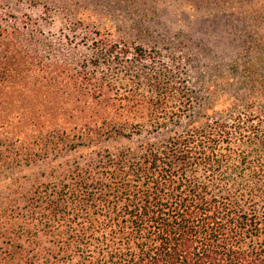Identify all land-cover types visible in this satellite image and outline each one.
Masks as SVG:
<instances>
[{
    "label": "trees",
    "instance_id": "trees-1",
    "mask_svg": "<svg viewBox=\"0 0 264 264\" xmlns=\"http://www.w3.org/2000/svg\"><path fill=\"white\" fill-rule=\"evenodd\" d=\"M52 9L0 8V264H264V55L199 70L86 11L48 35Z\"/></svg>",
    "mask_w": 264,
    "mask_h": 264
},
{
    "label": "rangeland",
    "instance_id": "rangeland-1",
    "mask_svg": "<svg viewBox=\"0 0 264 264\" xmlns=\"http://www.w3.org/2000/svg\"><path fill=\"white\" fill-rule=\"evenodd\" d=\"M0 5L19 15L27 13L43 25L49 16L47 7L54 8L50 14L54 23L44 29L58 38L62 37V7L71 10L68 13L73 19L76 12L86 11L83 17L87 22L112 25L146 46L162 48L164 53L190 56L199 70L231 73L235 62L243 68L248 60L256 62L259 54L264 55V48L248 51L253 38L247 36L252 32L259 41L264 24L235 28L239 24L236 19L213 17L210 6L195 9L186 0H0ZM257 67L264 71V67Z\"/></svg>",
    "mask_w": 264,
    "mask_h": 264
}]
</instances>
